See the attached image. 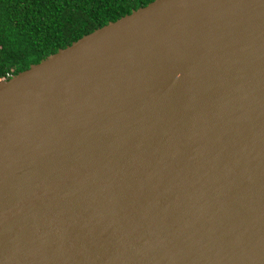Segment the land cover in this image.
I'll list each match as a JSON object with an SVG mask.
<instances>
[{
    "label": "water",
    "instance_id": "obj_1",
    "mask_svg": "<svg viewBox=\"0 0 264 264\" xmlns=\"http://www.w3.org/2000/svg\"><path fill=\"white\" fill-rule=\"evenodd\" d=\"M0 264H264V0H152L0 79Z\"/></svg>",
    "mask_w": 264,
    "mask_h": 264
},
{
    "label": "trees",
    "instance_id": "obj_2",
    "mask_svg": "<svg viewBox=\"0 0 264 264\" xmlns=\"http://www.w3.org/2000/svg\"><path fill=\"white\" fill-rule=\"evenodd\" d=\"M152 0H0V79Z\"/></svg>",
    "mask_w": 264,
    "mask_h": 264
}]
</instances>
